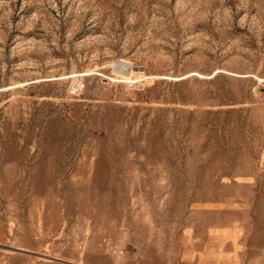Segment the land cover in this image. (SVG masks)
Returning <instances> with one entry per match:
<instances>
[{
	"label": "rangeland",
	"instance_id": "1",
	"mask_svg": "<svg viewBox=\"0 0 264 264\" xmlns=\"http://www.w3.org/2000/svg\"><path fill=\"white\" fill-rule=\"evenodd\" d=\"M246 179L264 185V0H0V264L28 198L71 199L93 240L122 212L177 259Z\"/></svg>",
	"mask_w": 264,
	"mask_h": 264
},
{
	"label": "crops",
	"instance_id": "2",
	"mask_svg": "<svg viewBox=\"0 0 264 264\" xmlns=\"http://www.w3.org/2000/svg\"><path fill=\"white\" fill-rule=\"evenodd\" d=\"M232 185L236 192L197 207L209 219L202 228L183 231L177 259L170 247H164L161 256L155 242L140 244L122 212L108 219L119 221L108 224L112 230L93 240L86 231L75 229L77 219L87 221L90 216L83 208L77 212L71 199L28 198L19 224L14 219L21 245L13 247L14 255L5 264H264V185L248 179ZM47 244L55 255H44Z\"/></svg>",
	"mask_w": 264,
	"mask_h": 264
}]
</instances>
